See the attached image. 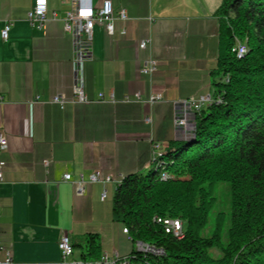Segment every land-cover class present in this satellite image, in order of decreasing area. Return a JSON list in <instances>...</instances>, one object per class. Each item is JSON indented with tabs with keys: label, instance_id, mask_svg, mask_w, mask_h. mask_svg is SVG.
I'll return each mask as SVG.
<instances>
[{
	"label": "crops",
	"instance_id": "0c3cea01",
	"mask_svg": "<svg viewBox=\"0 0 264 264\" xmlns=\"http://www.w3.org/2000/svg\"><path fill=\"white\" fill-rule=\"evenodd\" d=\"M46 1L47 22L37 30L27 21L33 0H0V31L9 25L7 41L0 36V132L7 139L0 154V247L12 264H58L62 234L74 248L92 234L100 253L125 256L133 248L112 211L116 185L145 171L171 141L187 137L174 124L179 102L212 95L207 64L216 60L214 12L221 0H108L114 14L124 9L128 19L114 21L112 36L94 25L91 59L83 64L92 102L64 108L42 101L73 96L74 44L63 32L73 0ZM103 1L78 0L93 9ZM144 39L150 44L139 50ZM148 58L157 62L152 76L139 72ZM135 94L143 102H123ZM156 94L160 101L146 102ZM95 171L113 181L104 188L84 183L78 195L63 180L66 174L87 180ZM103 189L107 198L100 201Z\"/></svg>",
	"mask_w": 264,
	"mask_h": 264
},
{
	"label": "trees",
	"instance_id": "16d2710c",
	"mask_svg": "<svg viewBox=\"0 0 264 264\" xmlns=\"http://www.w3.org/2000/svg\"><path fill=\"white\" fill-rule=\"evenodd\" d=\"M214 16V101L192 113V134L171 141L145 171L123 177L112 197L131 243L163 251L146 255L150 264H264V0H221ZM237 42L246 48L240 58L232 51ZM219 183L230 192L224 245L222 213L209 237L200 234ZM158 218L179 219L182 236ZM83 241L81 258L98 259V237ZM133 255L143 258L132 249Z\"/></svg>",
	"mask_w": 264,
	"mask_h": 264
},
{
	"label": "built area",
	"instance_id": "2783aa9c",
	"mask_svg": "<svg viewBox=\"0 0 264 264\" xmlns=\"http://www.w3.org/2000/svg\"><path fill=\"white\" fill-rule=\"evenodd\" d=\"M47 1L46 0H33V6L27 13V21L29 24L37 29L41 30L47 22ZM126 21L127 15L124 9H120L116 14L113 12L110 1L105 0L102 2L100 8L93 9L91 6L81 5L78 0H73L71 10L66 14L63 20V32L71 37L74 50L72 58V71H73V96L67 98L63 94H54L50 96L46 101H42L51 105L64 108L67 104H89L92 101L88 98L84 91V78H83V64L91 59V41H92V29L94 25H102L106 33L110 36L114 35L115 20ZM51 20H55V14H52ZM9 25L6 24L0 31L1 39L6 42L8 39ZM121 35H125V30L120 31ZM150 44V40L144 39L139 41L138 49L146 50ZM235 55L240 58L242 51V43L237 42L235 48L232 50ZM157 71V62L153 58L146 59L140 69V73L145 76H152ZM162 96L160 94L149 96L146 100L148 103H154L160 101ZM103 94L98 95V101H104ZM113 102L112 96L107 99ZM35 101H39L38 98ZM214 101L212 95L207 94L198 98H188L179 102V110L174 118V124L177 127L185 129L188 124L189 115H192L194 111L200 110L202 107L211 104ZM125 103L130 102H143L139 94H135L133 99L125 98ZM145 121H149L146 119ZM7 148V139L0 132V154ZM5 162L0 159V182L3 179V169ZM65 182H69L75 185L76 194L80 195L82 192L83 184H100L103 188L113 181L111 175H103L98 171H95L84 180L82 176L77 181H72L71 176L66 174L63 176ZM107 198L106 190H102L100 194V201H104ZM157 222H161L164 226V230L167 232H175L176 235L182 236V222L179 219H157ZM137 247V253L141 254L143 258H137L133 255L131 258L128 255L122 256L119 253H106L101 252L100 256L96 260L90 259H76L73 257L74 248L71 244L70 238L67 234H62L57 242V249L60 254V260L58 264H150L144 257L148 254L162 255L163 251L155 249L145 243L135 242ZM3 255V259L0 264H12L11 254L7 250H3L0 247V255Z\"/></svg>",
	"mask_w": 264,
	"mask_h": 264
},
{
	"label": "rangeland",
	"instance_id": "374dc122",
	"mask_svg": "<svg viewBox=\"0 0 264 264\" xmlns=\"http://www.w3.org/2000/svg\"><path fill=\"white\" fill-rule=\"evenodd\" d=\"M207 69H209V73L214 69L215 63H208ZM210 65V66H209ZM212 87V86H211ZM213 91V87H212ZM213 93V92H212ZM215 203L213 207L210 210L209 217H208V223L204 230L201 231L202 237H209L212 233L215 217L217 213H222V226H221V239L223 245L226 242V229L229 225V216H230V192L228 190V186L226 183H219L217 185L216 192L214 194ZM107 201H110V196H108ZM121 224V223H120ZM122 225V224H121ZM84 241L79 242L76 244V247L73 249V257L76 259H81V253L84 251L83 249ZM132 248L134 252H137L136 244H132ZM219 252H215L212 255L216 256Z\"/></svg>",
	"mask_w": 264,
	"mask_h": 264
},
{
	"label": "bare ground",
	"instance_id": "6f19581e",
	"mask_svg": "<svg viewBox=\"0 0 264 264\" xmlns=\"http://www.w3.org/2000/svg\"><path fill=\"white\" fill-rule=\"evenodd\" d=\"M245 51H246V48H245L244 46H242L241 54L245 53ZM162 177L165 178L164 175H163ZM122 232H123L125 235H127V230H126V228H123V229H122ZM173 234H174L175 236L179 237L178 235L175 234V232H173Z\"/></svg>",
	"mask_w": 264,
	"mask_h": 264
},
{
	"label": "water",
	"instance_id": "95a60500",
	"mask_svg": "<svg viewBox=\"0 0 264 264\" xmlns=\"http://www.w3.org/2000/svg\"><path fill=\"white\" fill-rule=\"evenodd\" d=\"M183 130L187 136L193 133V130L190 127H189V129H183Z\"/></svg>",
	"mask_w": 264,
	"mask_h": 264
}]
</instances>
